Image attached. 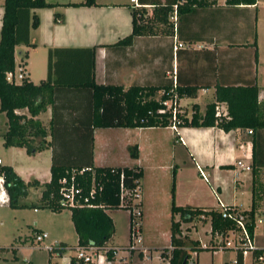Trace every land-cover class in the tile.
<instances>
[{
  "label": "crops",
  "instance_id": "obj_1",
  "mask_svg": "<svg viewBox=\"0 0 264 264\" xmlns=\"http://www.w3.org/2000/svg\"><path fill=\"white\" fill-rule=\"evenodd\" d=\"M45 1L59 6L34 10L39 24L29 32V42L33 46L20 45L15 48L19 55V60L15 58L16 68L23 61L22 55L26 52L25 70L33 83L31 62L39 49L46 54L39 74V78L44 80L47 76L49 49L95 47L94 78L98 84L122 85L124 88L132 84L168 85L172 88L175 85L198 86L195 97L178 99L179 107H182L180 113L187 118L192 114L193 105H197L200 114L204 113L206 105L214 101L217 84L236 86L255 83L258 102L264 104V0H256L255 5L234 7H227L224 1L218 0L211 7L188 8L177 16L170 35L136 37L129 46L115 44L131 33V7L138 4V0H95L93 6L79 7L65 5L84 0ZM260 5L262 8H259ZM2 6L3 0L0 3V27ZM55 13L62 14L61 22L54 21ZM175 43H182L186 47L174 53ZM206 95H210L212 100L202 106L198 99ZM189 99L195 100L190 103V114L188 108L181 104ZM16 113L29 117L26 109L16 110ZM35 119L47 127L51 119V108L47 107ZM6 121L5 114L0 112V146L17 150L21 156L29 158L49 152L48 179L41 183L31 173L35 169L17 167L2 157L0 165L10 166L25 183L37 180L42 185L48 182L51 148L27 154L24 148L4 147L2 134L7 129ZM133 146L137 148L136 158L130 156ZM188 159L191 175L203 181L201 188L191 184L190 174L183 172L182 166ZM238 160L244 166H249L250 170L238 167ZM92 164L96 167L142 169L143 177L138 189L144 218L158 213L163 198L170 219L172 200L177 207L185 209H216L223 205L233 206L241 211L252 210L253 241L256 240L254 246L264 249V237H255V229L259 224L264 225L260 186L264 180H259L260 171L264 170V131L257 133L254 140L252 134H248L245 129L224 132L218 127L95 128L92 133ZM224 173H229L228 182ZM228 188L234 193L232 198L226 195ZM238 192L241 196H250L242 200L238 198ZM22 210L0 205V219L3 220L2 216L10 218L12 228H17ZM33 210L36 212L37 209ZM109 212L106 211L115 227ZM173 218L179 220L180 215L173 214ZM37 225L33 221L32 226L37 228ZM0 226H3L2 221ZM257 232L259 233L258 229ZM262 232L264 236V226ZM126 243L127 241L115 242L112 236L107 245L122 246ZM136 258L135 255L123 257L125 261L121 263L135 264ZM119 260L120 258L112 259L111 264H119ZM228 263L229 261L224 262Z\"/></svg>",
  "mask_w": 264,
  "mask_h": 264
},
{
  "label": "trees",
  "instance_id": "obj_2",
  "mask_svg": "<svg viewBox=\"0 0 264 264\" xmlns=\"http://www.w3.org/2000/svg\"><path fill=\"white\" fill-rule=\"evenodd\" d=\"M218 0H138L131 7V33L115 45L129 46L136 37L170 35L175 22L171 20L188 8H205L216 5ZM256 0H225L224 5H255ZM95 0H84L65 6H93ZM59 5L45 0H3L0 27V112L5 114L7 129L2 134L4 147L24 148L27 154L51 148L50 179L40 185L37 180L25 183L10 166L0 165V176L9 197L11 209H47L60 213L69 209L77 235L74 247L106 246L114 234L112 219L106 211L122 209L119 205L120 185L132 190L143 177L139 167H96L92 164V133L95 128H152L172 125L171 112L162 102L173 94L178 99L195 97L198 86L138 85L127 88L115 84H98L94 78L96 48H55L47 53V76L38 83L26 77L18 83L6 81V74L16 68L15 48L29 42V32L38 27L34 10L54 8ZM54 21L61 22L62 14L55 13ZM26 52L22 55V65ZM161 92V93H160ZM160 94V95H159ZM159 95V97H157ZM75 99V100H73ZM225 104L227 118H215V106ZM47 107L51 108L48 126L35 119ZM26 109L29 117L17 114ZM177 127H218L224 132L236 129L252 131V137L264 131V104L258 102L255 83L246 85H215L214 101L208 103L203 114L197 105L192 114L177 115ZM49 137V140L46 138ZM137 157V148L130 151ZM175 167L172 181H174ZM73 178L79 189L77 199L81 206L65 207L60 203L59 181ZM173 183V182H172ZM41 186L39 198L32 203L22 202L30 187ZM93 190L92 195L89 193ZM173 194V184H172ZM129 205V202L127 203ZM229 207V206H227ZM123 210H126L124 208ZM169 245L172 247L168 264H188L186 236L181 223H190L202 214L210 217L212 231H226L234 222L221 217L220 208L185 209L171 204ZM254 228V213L244 211ZM173 214H179L174 220ZM189 229L187 228V231ZM191 248H197L198 240L189 239ZM59 246L69 247L64 243ZM4 248H0L2 250ZM167 248L161 250L162 254ZM200 251V250H199ZM69 264H84L75 258Z\"/></svg>",
  "mask_w": 264,
  "mask_h": 264
},
{
  "label": "rangeland",
  "instance_id": "obj_3",
  "mask_svg": "<svg viewBox=\"0 0 264 264\" xmlns=\"http://www.w3.org/2000/svg\"><path fill=\"white\" fill-rule=\"evenodd\" d=\"M63 1H79V0H63ZM2 0H0V3ZM259 8H262L260 5ZM15 58L19 60L17 50L15 51ZM42 59H46L45 51L39 49L33 55L31 62V69L33 71L34 83H38L43 78L40 77L42 72L41 62ZM17 67V64H16ZM39 75V76H38ZM43 77V76H41ZM160 95V94H159ZM159 95L157 97H159ZM212 100L210 95L200 97L198 102L203 106ZM192 102L195 100L189 99L181 102L182 105L188 108L190 114V107ZM182 110V107H179ZM44 122V121H43ZM1 142V138H0ZM21 152V151H19ZM21 156L17 150L4 149L0 146V157L10 163H14L17 167L27 168L26 170L35 169L31 172L34 178H37L41 183L47 181L49 174V152H42L41 154L32 155L33 157ZM1 159V158H0ZM183 167L185 174H190L189 177L191 184L201 188L203 187L199 177H193L191 175L189 159L186 160ZM259 180L263 182L264 170L260 171ZM224 178L229 181V173H224ZM233 185V184H232ZM261 197L262 203L264 204V183H262ZM41 187L28 189V195L21 201L26 203L35 202L40 196ZM226 195H230L228 198H232L233 191L231 188L227 189ZM250 189H248V192ZM239 199H247V196H241L238 192ZM227 198V199H228ZM264 208V205H263ZM69 209L63 210L61 214H54L47 209H37L34 212L31 208L23 209L21 212V219L17 228H12L11 221L6 217L2 216L3 226H0V247L4 248L0 250V264H68L70 258H74L76 255L75 247L77 244V235L74 231L72 221L70 219ZM110 216L113 218L115 223V233L113 238L115 242L122 243L127 241V224H128V213L126 210L117 209L110 210ZM153 217V218H152ZM155 217V218H154ZM261 217L264 218V213H261ZM264 220V219H263ZM33 221L37 222V228L32 226ZM10 222V223H9ZM171 219L166 213V203L163 198L162 204L159 206L158 213L151 217L144 218L143 216V236H144V247L147 250L146 255L148 259L137 256L134 260L135 264H168L166 260H159L157 257L160 251L169 246V233H170ZM264 225L259 224L255 229V237L263 236L262 228ZM187 228L189 229L187 231ZM208 229V225H204L198 221H191L190 223H181V231L186 236L187 246L190 245L189 239H199L201 242L207 239L204 231ZM261 230V231H260ZM44 232L47 234V238L41 243L36 244L34 242L35 236L38 233ZM255 240V238H254ZM65 243L69 247H65L61 252L49 253L45 246L54 243ZM256 243V240L254 241ZM61 253V255H59ZM234 251L224 250L216 252L214 254L208 250H200L197 255V264H224L225 261H229L234 258ZM195 258L192 257L191 260ZM191 260L188 264H191Z\"/></svg>",
  "mask_w": 264,
  "mask_h": 264
},
{
  "label": "built area",
  "instance_id": "obj_4",
  "mask_svg": "<svg viewBox=\"0 0 264 264\" xmlns=\"http://www.w3.org/2000/svg\"><path fill=\"white\" fill-rule=\"evenodd\" d=\"M220 1V0H219ZM225 1V0H222ZM138 5L137 3L135 6ZM174 13L171 16L172 21H176V8L174 6ZM182 43H175L173 45V52L175 53L180 48H184ZM26 77V70L22 65L15 68L13 72L6 74V81L10 83H18ZM165 110L171 112L173 129H176L178 125L177 115L180 113L179 102L176 94H173L169 99L162 102ZM215 118L218 120L227 118V108L224 105L217 104L214 112ZM248 134H252L251 130H248ZM236 165L245 170H250L249 166H244L241 160L236 162ZM202 174V173H201ZM60 203L65 207H77L81 206L77 195L79 189L75 187L73 178L67 179L62 178L60 181ZM139 186V185H138ZM138 186L128 191L120 185L119 192V205L122 209L126 208L128 213V224H127V243L122 246H88V247H75L77 261L83 262L84 264H111L112 259L120 258L121 261H125L122 258H130L131 256H139L144 259L149 257L146 255L147 250L144 247V236H143V211L140 206V194ZM93 190L89 193L91 196ZM9 197L7 195L3 177L0 176V205H7ZM129 202V205L127 203ZM221 217L229 219L234 222V226L226 231H212L210 217L202 214L200 217L193 219L192 221L201 222L204 225H208V229L204 231L207 239L203 242L200 240L197 248L193 249L190 245L185 247L188 254V262L191 260V264H197V255L199 250H208L212 254L224 250H232L235 253L233 259L229 260L228 264H264V249H258L254 246L253 231L250 232V221L248 215L233 206H219ZM47 234L44 232L38 233L35 236L34 242L41 244L46 238ZM45 249L49 253L61 252L64 248L59 246L58 243L48 244ZM172 247H167L166 251L158 255L159 260H168L171 256ZM123 254V255H122Z\"/></svg>",
  "mask_w": 264,
  "mask_h": 264
}]
</instances>
